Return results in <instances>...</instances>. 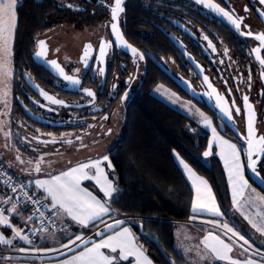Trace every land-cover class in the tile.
Returning <instances> with one entry per match:
<instances>
[{
  "label": "flooded vegetation",
  "instance_id": "af4514ba",
  "mask_svg": "<svg viewBox=\"0 0 264 264\" xmlns=\"http://www.w3.org/2000/svg\"><path fill=\"white\" fill-rule=\"evenodd\" d=\"M86 1L94 3L96 22L90 25H76L66 21L40 34L36 39L33 59L49 76L47 80L45 78V84L41 85L30 74V130H23L21 137V143L28 147H24L23 153L30 154V160H36L37 155L42 152L46 154L56 151H62L59 155L67 154L73 158L83 152L71 155L74 151H69L66 147H76L79 143L85 144L82 148L86 151L84 155H89V151L97 148L105 149L106 153L118 140L117 134L121 129L124 109L129 105L138 84L145 79L148 69L158 71L178 89L170 76L178 81L189 82L198 99L192 101L216 117V125L219 124L216 112L221 111L216 106L215 96H224L233 119L229 121L225 117L241 137L246 136L247 112L242 96L247 95L255 115L256 134L264 135V65L259 63L252 51L260 47L254 35L264 32V17L260 16L264 6L260 5L258 0H211L226 10H234L235 16L243 17L241 31L247 32L250 29L253 36L241 35L228 19L224 17L223 22L190 0H125L119 26L126 41L136 48L143 58L140 59L139 55L132 57L112 43L106 49L104 63L98 60L99 45L102 40L114 41L110 27L111 6L114 0ZM132 20L142 22L139 24L140 28H137V24L131 27L129 24ZM58 29L59 33H52ZM132 33L143 39V42L146 41L145 38L157 37L165 44L151 50L141 40L133 39ZM40 40L46 42L45 58L35 56ZM87 44H91L92 48L85 65L81 57ZM260 55L264 59V49ZM53 59L58 61L67 75L80 79L81 85L74 86L59 76L46 62ZM99 67L105 69L103 74L98 72ZM205 76L208 77V83L204 81ZM209 83L216 90L211 98L209 93L212 88L208 87ZM84 88L93 91L95 99L88 97L83 92ZM39 89L63 100L64 105L51 104L39 94ZM67 96L73 97V101L69 100L73 103L67 102ZM233 100L235 107L241 108L239 115L232 106ZM9 114L10 110L7 119ZM11 127L9 122V140ZM222 127L225 132L222 134L233 136L228 126ZM65 128L68 130H64ZM91 140L97 143L90 144ZM231 140L244 149L242 141ZM88 145H91V150H88ZM258 169L260 175L264 176V162L259 163ZM250 183L264 195V192L251 181Z\"/></svg>",
  "mask_w": 264,
  "mask_h": 264
},
{
  "label": "trees",
  "instance_id": "16d2710c",
  "mask_svg": "<svg viewBox=\"0 0 264 264\" xmlns=\"http://www.w3.org/2000/svg\"><path fill=\"white\" fill-rule=\"evenodd\" d=\"M93 8L94 3L86 0H21L16 7L9 143L22 154L24 147L28 148L21 143L23 130H30V74L41 85L45 84L44 80L49 76L33 59L36 39L66 21L76 25L96 22ZM141 23L132 20L129 25L134 27L137 24V28H140ZM132 37L143 42L138 35L133 34ZM145 40L143 43L151 50L165 44L157 37ZM157 83H164L187 98L158 71H146L145 79L138 84L129 105L124 109L118 140L106 151L112 165L114 188L117 189L114 197L108 201L111 213L107 218L118 219L122 222L120 226H129L154 264L169 263L151 238L157 240L174 264H186L176 249L175 232L179 222L190 221L193 217V191L177 166L173 152H177L197 174L210 183L225 216L230 215L232 202L217 156L212 153L204 161L208 133L196 127L186 115L150 94V89ZM65 99L73 103L70 102L73 97L67 96ZM203 110L215 123L216 117ZM26 156L30 158V154ZM13 171L10 172L19 180L27 181ZM38 246L43 248L42 245Z\"/></svg>",
  "mask_w": 264,
  "mask_h": 264
},
{
  "label": "snow or ice",
  "instance_id": "6c2138e0",
  "mask_svg": "<svg viewBox=\"0 0 264 264\" xmlns=\"http://www.w3.org/2000/svg\"><path fill=\"white\" fill-rule=\"evenodd\" d=\"M125 0H114L113 5L111 6V20L110 25L111 32L115 37V40L112 42L101 41L99 45V57L98 60L100 63H104V58L106 56V49L111 46L112 43L121 42L122 45L131 49L134 56L139 55V58L142 59V54H138V50L132 47L130 44H127V41L124 40L123 34L120 31L118 26L120 14L124 12L122 5ZM197 3H204L206 7L214 10L218 14L222 15L235 27V29L240 32L241 35L253 36L254 34L249 29L247 32L241 31V25L243 22V17H237L234 15V10H226L217 3H205V0H196ZM259 4L264 6V0H258ZM16 5L17 0H0V95L4 97L3 103L5 106H8L7 95L9 88V81L11 76V41L13 38V33L16 27ZM72 7V5H69ZM247 11V8H245ZM260 16L264 17V11L260 12ZM247 28L248 26L245 25ZM254 38L256 41H259L260 47L252 49L256 54V59L261 65H264V59L261 58V51L264 49V32L255 34ZM207 39V37H205ZM211 47V42H209ZM92 48L91 44L85 45L83 55L81 57L82 61L87 65L89 50ZM38 51L35 52V56L38 58H45L47 54L46 42L43 40L38 41ZM213 50H215L213 48ZM58 51V50H57ZM225 55H227V49H225ZM50 66L57 72V74L65 81H68L74 86H80L81 80L72 76L67 75L63 67L60 66L57 60L53 59L47 61ZM223 63V61H221ZM105 69L103 67L98 68V72L103 74ZM79 72V69H77ZM251 77L249 76V81ZM205 83H208V77H204ZM249 83V87H250ZM38 87V86H37ZM209 88H212V85L208 84ZM40 95L43 96L51 104L55 105H64V101L55 98L54 96L49 95L43 89H39ZM83 92L93 99H95V93L90 89L84 88ZM216 93V90L212 88V92L209 93V97H212V94ZM229 95L231 94V89L228 90ZM126 95V94H125ZM174 96V94H172ZM243 105L247 112V134L242 137L246 142V148L242 149L237 146L235 143H231L229 140L223 139L222 137H217L216 129L213 128V136L219 141L220 156L225 162V168L228 171L229 184L232 188V203L240 210L241 200H247L245 197V191L249 189L248 180L245 179L244 175V165L241 162V152L247 157V168L251 170L258 179H261L264 182V176L260 175L258 169V164L264 162V135L257 136L256 130L254 128V112L252 105L249 103V97L247 95L242 96ZM216 106L219 108L221 113L227 117L229 121L233 119L232 111L229 107L226 106V100L224 96L216 94L215 96ZM232 106L234 107L235 113L239 115L241 113L240 107H235V101H232ZM203 118L207 126H211V121L204 116L203 113H199ZM0 130H2V125H0ZM109 130V134H110ZM7 136L8 133H5ZM70 143V141H69ZM211 142L209 144V150L204 152V156L207 157L211 154ZM19 159V157H18ZM41 160H38L35 166V171L39 173L41 171ZM104 161H108L107 167L111 168V162L109 161L108 156H104L102 159H97L95 161H89L87 163L78 164L75 167L70 168L67 171L61 172L59 175L52 176L48 180L37 179L35 181V186L37 189H43L46 193L45 200L50 198V211L55 212L57 215H66L71 217V219L81 226L87 227L91 222L96 220H101L103 216L109 213L110 209L106 201H101L93 196L87 190L81 188L80 182L81 179L90 178L85 169H95L94 176L97 184L101 186V190L104 192L106 197L111 198L113 193L117 191L113 187L112 181L108 179V176L105 174L104 169L101 167V164ZM31 163V162H29ZM184 169L189 175V179L193 181V187L196 189V198L192 201V210L194 215L197 214V209L206 211L207 213L219 217L222 216L220 208L217 206L215 197L212 195L211 188L207 185V181H204L198 177H195V174L192 173L189 166L184 163L183 160L180 161ZM22 188V186H21ZM12 192L17 191L16 187H12ZM254 191V190H253ZM25 197L28 200H32V197L25 193ZM260 201H264V196L259 197ZM33 203H39V201L32 200ZM3 203H11V208L7 210L0 209V225L11 228L14 238H19L20 240L26 241L31 244L32 241L27 235L22 234V229L13 227L9 221V218L5 216V211L10 213H17V203L12 202V197H8L7 200H4ZM41 216L44 213H40ZM260 215V214H258ZM32 217L29 216L28 220H31ZM245 219L251 224V226L262 236H264V215L260 216L261 223L257 224L248 216H245ZM208 223H213L216 227H219L223 230L224 235L231 234L229 236V242H225L220 235H213L211 232L204 238L205 248L210 249L212 253L215 254L221 260H228L229 264H261L260 261L253 259V256H260L261 260L264 261V252H260L257 249H253L249 241L241 235L233 226H230L227 222L218 223L216 221H207ZM122 224L121 221L117 220L112 225H106V230H111L113 228L119 227ZM97 235L101 236L102 239L100 242H93L91 247H87L86 242L83 240V237L77 235L75 239L69 238L67 244H63L62 247L68 248L70 245H76L77 242L85 243V248L78 255L73 256L71 259L66 260L63 264H114V261L127 260L129 257H134L135 264H152L151 260L144 255L143 250L139 248L133 238V234L128 228H122L120 231H116L114 235L108 236L106 239H103L104 232H98ZM237 238L233 240L232 238ZM242 241L243 243H239ZM0 243L2 244H12V239H7L3 235H0ZM238 245L242 250L241 255H244L246 258L244 260L233 259L229 256V253L232 252L233 247ZM247 246V247H246ZM101 249H109L111 253H116L119 249V256L106 255ZM24 251V249H20Z\"/></svg>",
  "mask_w": 264,
  "mask_h": 264
},
{
  "label": "crops",
  "instance_id": "0c3cea01",
  "mask_svg": "<svg viewBox=\"0 0 264 264\" xmlns=\"http://www.w3.org/2000/svg\"><path fill=\"white\" fill-rule=\"evenodd\" d=\"M8 113H7V115H8ZM7 115H6V117H7ZM207 118H208V120L211 121V126L209 128H210V131H212L213 128H216L215 123L211 120V118L209 116H207ZM212 133H213V131H212ZM216 135H217V137H222L223 139L229 140L231 143L237 144L236 142H234L233 140H231L230 138H228L227 136H225L221 132L217 131ZM237 146L239 148H242L239 144H237ZM9 147H10V143H9ZM11 147L9 148L10 151H7L5 149V147H4V144H3V141H2V137L0 136V163L3 164L5 168H7L6 167L7 162L9 164H11V161L13 163V161L15 159L14 155H13L15 153L12 151ZM104 150L105 149L97 148V149L91 150L89 152L87 151L89 155H84L83 153L84 152L86 153L85 150H83L82 148L81 149H76L75 148V149H73L74 152H71V155H72V153H77V152H83V153L75 155L72 158V164L71 165H69V164H67L65 162L66 161L65 157L67 156V154L66 155L62 154L64 159L57 158V159L53 160L52 158H50L47 163L51 162L52 168L51 167L50 168L49 167H42L41 171L39 173H37L34 170L35 167L30 168V171H26V172H20L19 171L20 169L18 167L17 168L12 167V168L15 169L16 173L19 174V176L26 178V180L32 185L33 190L36 193H38L40 196L45 198L46 193L44 192V190L43 189H37V187L35 186V181L37 179L48 180L52 176L59 175V174H57V172H55V173H53L51 175V172L53 170H55V169H56V171L59 170V169H62L63 171H67L70 168L77 166L78 164L87 163L89 161H95L97 159H102L104 156H107L106 153L104 152ZM69 151H70V149H69ZM67 152H68V150H67ZM174 160H175V158H174ZM175 162H176L177 166L179 167V169L181 170L182 174L184 175L186 181L190 185V187H191V189L193 191V199H195L196 198V189L193 187V181L191 179H189V175H188L187 171L184 169L183 165H180L177 160H175ZM241 162L244 165L245 179L248 180V184H249V189L245 191V197L249 193H256L255 195L258 198L261 197V196H264L250 183V181H249V179L247 177L246 164H245V160H244V152H241ZM107 164H108V161H104L101 164V167L104 169V172L108 176V179L110 181H112L113 187H114V178H113V173H112V167L108 168ZM189 168L191 169L192 173L195 174V177H198V178H200V179H202L204 181H207L205 178H203L202 176L197 174L190 166H189ZM223 170H224V174H225L226 181H227V184H228L230 197H231V202H232V188H231V186L229 184L228 171L226 170V168L224 166H223ZM10 171H12V170H10ZM85 171L88 173V176L90 178L81 179V182H80L81 188H83V189L87 190L88 192H90L97 199H99L101 201H106L107 204H108V201L111 198L106 197L104 192L101 190V186L99 184H97L95 178H91V177L94 176L95 169H85ZM110 173H111V175H110ZM83 181L91 182L93 188L92 187H87V186L83 187V185L81 184V183H83ZM207 185L211 188L212 195L215 197L214 191H213V189H212V187H211V185H210V183L208 181H207ZM2 192H3V190L0 187V194ZM113 195H114V193H113ZM46 201L51 206L50 198L48 200H46ZM215 201H216L217 206L220 208L216 197H215ZM243 201L244 200H241V203ZM11 206H12L11 204H7L5 206V210H7L8 208H11ZM234 208H235V206L232 203V210ZM17 209H18V214L17 213H10V212H7V211H5L4 214H5V216L7 215V217L9 218V221H10V223H11V225L13 227L17 228L19 225H23V226H25L27 228H30L32 230V232H33V238L31 240L32 243L31 244L27 243V245H29V246H26V242L23 241V240L20 241L18 244H15V246H9L8 244L0 243V245H1V247H0V264H63L64 261L71 259L73 256L78 255L80 252H82L84 250L85 243H82L81 245L79 244V246L70 245L68 248L60 247L56 252L55 251H52V252L48 251V252H44V253H43V251L40 252V249H43V248L48 250L50 248V246L47 244V242L49 240H51L55 236V234H62V232L61 233H48V232H43V231L38 230L37 227H36V224L33 222V220L32 219L28 220V217L30 216L29 213L27 211H25L23 208L19 207V206H17ZM220 210H221V208H220ZM191 212H192V215H193L192 219H190V221H187V222H181V223L179 222L177 224V226L180 225L181 229L179 228L180 231L178 229H176V232H175L176 247H177L176 249H177L178 253L183 257V259H185L187 264H189L188 259L190 257L188 255L187 251L184 252L182 249L180 250L179 243H178V238L188 239L189 236H195V237H199L201 239L202 238L204 239L211 232L213 235H220L221 238L225 240V236L222 235L223 233L221 232V229L219 227H216L213 223H208L207 222V221L211 220V221H216L218 223H224L225 214L222 212V210H221V212L223 213V215L219 216V217L213 216V215L207 213L206 211H203V210H200V209H197V214L194 215L192 207H191ZM110 213H111V210L109 211L108 214L103 216L101 220L93 221L87 227L81 226L77 222L73 221L71 219V217H68V216L63 215V214L57 215L55 213V219H56V221L59 224L65 225L67 227V232L69 234V237L73 236L74 237L73 240H74L77 235H83L82 237H83V240L86 242L87 247H91L93 242L98 243L102 239L101 236H99V235L96 236L97 233L100 230L105 229L106 225H112V224L115 223V221L118 220V219H108L107 217H108V215ZM201 223H207V224H210V225L214 226L216 228V231L205 230L204 228H202L200 226H196L197 224H201ZM120 227L125 228L124 226H119V227H117L118 229L117 228L116 229L118 231L122 230V228L119 229ZM69 229L72 230V231H69ZM81 232L84 233V234H80ZM115 232H111V234L114 235ZM10 233H12V229L11 228H8V227L0 225V235H3L5 238L9 239L10 238ZM105 234L106 233H104V235ZM110 235H108V236H110ZM95 236H96V238L93 239V237H95ZM108 236L103 237V239L107 238ZM87 238H88V240H87ZM133 238H134V236H133ZM68 242H69V240H66L64 242V244H67ZM134 242L140 248L138 243H136V239L135 238H134ZM78 243H79V241H78ZM38 245H42L43 248H40V246H38ZM34 246H36V248ZM82 246H84V247L80 248ZM29 247L33 248L32 251L27 250V248H29ZM78 248H80V249L74 252V250H76ZM20 249H24V251H20ZM38 249H39V251H38ZM142 250H143V253L145 255L146 251H144V248ZM101 251H103L106 255H112V256H116V257L119 256V251L118 250H117L118 251L117 254L116 253H111L109 249H101ZM36 254H41L43 257L41 259H39L36 256ZM229 254H232V252L229 253ZM212 255H213V260L218 261L215 264H220V262H223V264H224V263H226L225 261H227V260L219 259L218 257L215 256L214 253H212ZM25 259H31V260H34V261L30 262L29 260H25ZM233 259H237V258H235V256H234ZM131 260H133L132 264H135L134 257H129L127 260H119V259H117L116 261H114V264H123V263H128L129 264ZM151 262H152V260H151ZM152 264H154V263L152 262Z\"/></svg>",
  "mask_w": 264,
  "mask_h": 264
},
{
  "label": "rangeland",
  "instance_id": "374dc122",
  "mask_svg": "<svg viewBox=\"0 0 264 264\" xmlns=\"http://www.w3.org/2000/svg\"><path fill=\"white\" fill-rule=\"evenodd\" d=\"M20 2H21V0H17V5ZM17 5H16V7H17ZM72 9L74 10L76 8L72 7ZM15 11H16V9H15ZM15 29H16V27H15ZM59 31H60V29H58V30H56V31H54L52 33H56L57 34V33H59ZM14 39H15V30H14L13 38H12V41H11V63H10L11 76H10V81H9L8 95H7V98H6L7 102H8V106L7 107L3 103L4 97L2 95H0V125H2V130H0V136L2 137V141H3L4 147H5V149L7 151H10L9 148L11 147V146L9 147V133H8L9 119H7L6 115H7V113L10 110V103H11V83H12V80H13L12 57H13V52H14V41H15ZM149 92L154 97H156L160 101L164 102L170 108H172V109H174V110L186 115L196 125V127H199L200 129H202L205 132H207L208 133V148H207V151L209 150V144L211 142V145H212L211 146V155H212V153L214 155H216L218 160H219V162H220V164H221V166L223 165L225 167V162H224V160L221 158V156L219 154L220 153V148L218 146L219 141L216 138L213 137V133H212V131H210V128H209L210 126H207L205 124L203 118L199 114V113H203L205 117L208 116V114L202 108H200L192 100L181 96L179 93H177L171 87H169V86H167V85H165L163 83H157L156 85H154L150 89ZM172 94H174V96ZM211 120H212V118H211ZM215 126H216V128H215L216 129V133H217V131L221 132V127L216 125V124H215ZM5 133H8V135L6 136ZM223 133H225V132H223ZM62 136H64V134H62ZM93 143H97V141L91 140L90 144H93ZM84 145L85 144L82 145V143H79V145H77L76 147L68 146L66 148L67 149L69 148L70 151H73V149H75V148H79V149L83 148ZM90 146L91 145H88V150H91V148H89ZM11 148H12V151L15 153V154H13L15 159H14L13 163L11 161V164H9L7 162L6 167L9 168L12 171L15 170L14 168H17V167L20 169L19 170L20 172L30 171V168L35 167L37 161L41 160V158H42V161H41V164H40L41 168L42 167H49V168L51 167L52 168L51 162L47 163L51 156H52L53 160H55L57 158L64 159V157L62 155H59L60 153H62V151L61 152H57L56 151V152H50V153L47 152L46 154H44L42 152V154H38L37 155L38 158H35L36 160H30V158H28L24 153H23L24 154L23 155L22 153H20V151H18L14 147H11ZM173 156H174L175 160H177L178 163L180 165H182L180 163V161L183 160V159L180 157V155L177 152H173ZM18 157H19V159H18ZM209 157L208 156L207 157L204 156V161H207ZM65 160H66L65 162L67 164H69V165L72 164V157L66 156ZM29 162H31V163H29ZM184 163H186V162L184 161ZM223 166H222V168H223ZM12 167H14V168H12ZM55 172H57V174H60L61 172H63V170L59 169V170L56 171V169H55V170H53L51 172V175L53 173H55ZM110 175H111V173H110ZM81 184L83 185V187H85V186L92 187V183L89 182V181H83V183H81ZM255 194L256 193H249L246 196L247 200L246 201L244 200L240 204V210H237V208L235 207L231 211L230 215L225 216L224 222H227L230 226H233L241 235H243L249 241V243L252 245L253 249H257L260 252H264V236H262L260 233H258L251 226V224L248 222V220L245 219V216H248L250 219H252L257 224L261 223L260 216L264 215V201H260L259 198ZM113 197H114V195L111 198H113ZM258 214H260V215H258ZM124 227H126V226H124ZM180 227L181 226L178 225L176 229H178L180 231V229H181ZM116 228H113L111 230H106V228H105L103 230H100L99 232L106 233L103 236V237H106V236L110 235L111 232L118 231L117 230L118 228L117 229ZM121 228H123V227H120L119 229H121ZM126 228H128L130 230V232L133 234L134 238L136 239V243H138L140 248L143 249L141 243L138 241L136 233L129 226H127ZM69 231H72V230L69 229ZM221 232L223 233L222 229H221ZM80 234H84V233L81 232ZM222 235H224V233ZM80 236H83V235H80ZM96 236H98V235H96ZM96 236L93 237V239H95ZM224 236H225V242H229L228 238H229V236H231V234H228L227 236L224 235ZM67 237H69V234H68L67 230L65 232H63L62 234H55V236L51 240H49L47 242V244L50 246V248H49L50 250L49 249L47 250V249L43 248V249H40V252L41 251H43V253L44 252H48V251H51V252L55 251L56 252L60 247H62V244H64V242L66 241ZM9 239H12V244H10L9 246H15V244H18L20 241H22L19 238H14L13 232L10 233V238ZM232 239L236 240L237 238L233 237ZM87 240H88V238H87ZM203 241H204L203 238L201 239V238L195 237V236H189L188 239L178 238V243H179L180 250L182 249L184 252L187 251V253H188L189 257H190L188 259L189 264H215L216 262H218V261L213 260V255H212L211 250L205 248V245H204ZM239 243H243V242L240 241ZM77 244L81 245L82 243L81 242H79V243L77 242ZM26 246H29V245H27V242H26ZM72 246H75V245H72ZM0 247H1V245H0ZM34 247L36 248V246H34ZM32 249H33L32 247L31 248L30 247L27 248V250H29V251H32ZM38 251H39V249H38ZM118 251H119V249H118ZM117 252H116V254H117ZM241 252H242V250L239 248L238 245H236V246L233 247L232 254H229V256L232 257V258L235 256V258L240 259L242 261L246 257L244 255H241ZM145 253H146L145 256H147L148 259L150 260L147 252H145ZM252 258L257 260V261H260L261 264H264V261H262L261 259L257 258L256 256H253ZM31 261H34V260H30V262ZM132 261L133 260H131L129 264H132ZM225 262L226 263H224V264H229L228 260L225 261ZM221 263L223 264V262H220V264ZM123 264H128V263H123ZM186 264H187V262H186Z\"/></svg>",
  "mask_w": 264,
  "mask_h": 264
},
{
  "label": "built area",
  "instance_id": "2783aa9c",
  "mask_svg": "<svg viewBox=\"0 0 264 264\" xmlns=\"http://www.w3.org/2000/svg\"><path fill=\"white\" fill-rule=\"evenodd\" d=\"M22 186V188H21ZM31 184L28 181L19 180L14 174H12L3 164L0 163V187L3 192L0 194V209L5 210V206L11 203H3L8 197H12V202L17 203V206L26 210L32 217L33 222L36 224L38 230L48 233H63L67 230L65 225L59 224L55 219V212L50 211V205L44 197L40 196L31 188ZM12 187H16L17 191L12 192ZM25 193L32 197V200L39 201V203H33L32 200H28L25 197ZM44 213L43 216L40 213ZM7 216V215H6ZM205 230L216 231V228L207 223L197 224ZM17 228L22 229V234L27 235L31 240L33 238V232L30 228L23 225H19ZM41 259V254H36ZM261 259L260 256H256Z\"/></svg>",
  "mask_w": 264,
  "mask_h": 264
},
{
  "label": "water",
  "instance_id": "95a60500",
  "mask_svg": "<svg viewBox=\"0 0 264 264\" xmlns=\"http://www.w3.org/2000/svg\"><path fill=\"white\" fill-rule=\"evenodd\" d=\"M190 1H192L193 3H195V4L199 5V6H201L202 8H204V9L207 10V11H209L211 14H213L214 16H216L217 18H219L220 20H222L223 22H225L224 17H223L222 15H220V14H218L217 12H215L214 10H212V9H210V8H208V7H206L204 3H197L196 0H190ZM209 2L214 3V2H212L211 0H205V3H209ZM111 23H112V22H111ZM118 26H119V24H118ZM119 28H120V26H119ZM120 31H121V29H120ZM121 33H122V31H121ZM111 34H112V32H111ZM112 38H113V40H115V37L113 36V34H112ZM123 38H124V40L126 41V39H125L124 36H123ZM115 44H116V46H117V48H118L119 50L123 51V52L126 53V54H129V55L132 56V57H134V55H133V53H132V51H131L130 48H128V47L122 45L121 42H116ZM127 44H129V43L127 42ZM131 46H132V45H131ZM132 47H133V46H132ZM169 76H170V75H169ZM170 77H171V79L176 83V85L179 87V89H180L182 92H184V94H185L189 99L194 100V101H197V100H198V99H197L196 92L194 91L192 85H191L189 82L184 81V80H183V81H178V80L172 78V76H170ZM39 94H40V93H39ZM133 94H134V93H133ZM198 102H199V101H198ZM216 116L218 117V120H219V124H218V126L221 127V132H222V133L224 132V129H223V127H222L223 125L228 126L229 129L231 130L232 134H233V136L228 135V137L231 138V139H234V140H240V141H242V142L244 143V148H246V142H245V140H244L240 135H238V132H237V131L231 126V124H230L229 121L226 119V117H225L223 114H221L220 112H216ZM254 128H255V115H254ZM255 130H256V128H255ZM246 134H247V123H246ZM244 157H245V162H246V173H247V175H248L250 181H251L256 187H258L262 192H264V182H262L261 179H258L257 176H256L251 170H249V169L247 168V157H246L245 154H244ZM258 166H259V164H258ZM146 237H149V235L146 234ZM151 240H152L153 243H155V244L157 245L159 251L161 252V254L163 255V257L165 258V260H166L169 264H174V261H173L170 257H168V256L166 255V253L164 252V250L159 246L157 240H156V239H153V238H151Z\"/></svg>",
  "mask_w": 264,
  "mask_h": 264
}]
</instances>
